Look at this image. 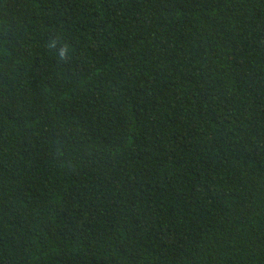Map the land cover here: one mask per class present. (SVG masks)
<instances>
[{
  "label": "trees",
  "instance_id": "trees-1",
  "mask_svg": "<svg viewBox=\"0 0 264 264\" xmlns=\"http://www.w3.org/2000/svg\"><path fill=\"white\" fill-rule=\"evenodd\" d=\"M0 264H264V0H0Z\"/></svg>",
  "mask_w": 264,
  "mask_h": 264
},
{
  "label": "clouds",
  "instance_id": "clouds-1",
  "mask_svg": "<svg viewBox=\"0 0 264 264\" xmlns=\"http://www.w3.org/2000/svg\"><path fill=\"white\" fill-rule=\"evenodd\" d=\"M61 55H63V50H62V52H61Z\"/></svg>",
  "mask_w": 264,
  "mask_h": 264
}]
</instances>
